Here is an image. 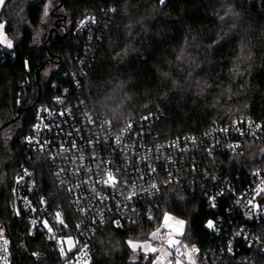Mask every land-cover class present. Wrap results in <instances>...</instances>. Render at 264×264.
<instances>
[{
  "label": "trees",
  "instance_id": "obj_1",
  "mask_svg": "<svg viewBox=\"0 0 264 264\" xmlns=\"http://www.w3.org/2000/svg\"><path fill=\"white\" fill-rule=\"evenodd\" d=\"M47 2L4 0L0 10L14 41L12 48L0 43V232L12 241L13 264H56L50 255L37 262L24 252L20 241L33 252V237L25 238L11 208L23 164L36 170L41 193L56 194L46 157L21 141L31 133L39 103L67 89L117 124L160 110L155 127L166 139L239 117L264 123V0H167L163 7L161 0H61L66 18L56 8L54 24L44 21ZM231 12L236 24L226 15ZM86 14L97 17L92 34L76 30ZM245 44L247 58L241 57ZM53 65L57 69L46 80ZM218 159L222 170L245 182L250 170L264 166V154L222 153ZM229 199L212 209L200 194L167 189L158 207L136 222L115 227L110 221L99 229L91 264H154V253H135L129 240L148 239L167 212L185 221L182 244L196 246L199 264H264V249L241 237L234 238L235 255L226 252L241 226L264 239V219L247 220L229 208ZM210 220L218 233L205 227Z\"/></svg>",
  "mask_w": 264,
  "mask_h": 264
},
{
  "label": "built area",
  "instance_id": "obj_2",
  "mask_svg": "<svg viewBox=\"0 0 264 264\" xmlns=\"http://www.w3.org/2000/svg\"><path fill=\"white\" fill-rule=\"evenodd\" d=\"M97 26L94 14L82 15L76 21L78 32L92 34ZM2 48L7 47L3 45ZM73 76L77 79L76 74ZM160 116V110H152L117 124L105 114L93 112L83 98H76L67 89L36 106L31 133L21 141L46 157L56 194L41 193L36 170L26 164L15 174L11 208L25 226V238L33 237V252L20 241L25 253L32 254L37 262L50 255L56 259V264H91V241L99 229L110 221L115 227L136 222L143 212L157 208V199L171 188L181 196L202 195L212 209H217L219 201L229 197V208H236L247 220L264 219V211L248 203L252 200L264 209V193L253 199L255 190L264 187V166L250 170L249 180L245 182L240 175H231L218 164V155L247 153L252 144L260 148L258 155L264 154V123L261 120L239 117L212 125L198 134L166 139L155 127ZM108 171L114 174L118 182L116 187L100 183L107 179ZM133 187L137 195L128 200L125 197ZM102 197L107 199L102 200ZM57 213L61 214L63 224L58 222ZM166 216L183 221L184 226L174 228L168 224ZM45 221L52 232L44 226ZM213 224L210 230L218 233L216 223ZM185 229L184 220L167 212L160 227L153 231L157 234L153 238H149L153 232L149 234L151 244L157 247L164 244L166 235L172 230L178 233L175 243L169 246L167 264H176L177 259L191 264L188 253L197 248L182 244ZM236 237L264 249L262 236L241 226L227 241L225 250L229 255H235ZM192 256L194 264H199L198 250ZM13 261L12 241L2 230L0 264H13Z\"/></svg>",
  "mask_w": 264,
  "mask_h": 264
},
{
  "label": "rangeland",
  "instance_id": "obj_3",
  "mask_svg": "<svg viewBox=\"0 0 264 264\" xmlns=\"http://www.w3.org/2000/svg\"><path fill=\"white\" fill-rule=\"evenodd\" d=\"M61 5H62L61 0H48L47 6H46V11H45V16H44L45 23L54 24V21L56 20L55 19L56 18L55 13L57 10H59V11H57V13L59 15H61L62 19L66 18V13L63 12ZM56 8H57V10L55 11ZM0 10H1V6H0ZM226 15L229 18V20L232 21L233 24H236L238 22V18L236 16V14L231 12V13H227ZM0 23H3L5 25V27L2 30H0V31H2V37H0V39H3L4 41H11L12 45H13L14 41L9 36V34L6 32V24L4 22H2L1 20H0ZM1 44L6 46V43H1ZM242 56H243V58H247L250 56L248 44H245V46H243V53H242L241 57ZM56 69H57V65H53V66L49 67L44 72L46 80H48L51 77L52 73ZM250 148H252V149L246 153L247 156H249L250 158L251 157L253 158V156L258 155L260 148L258 149V146L256 144H252V147H250ZM179 221H181V220H175L174 221V220H171V218H169V224L172 226H175V227H181L178 223ZM183 226H184V223H183ZM153 234L156 235L157 232H153L149 238H153L154 237ZM177 237H178V233H176L175 230H172L171 233H168L166 235V237L164 239V244H161L157 247H153L150 239H144V240H133V239H131L129 241L138 245V247H136L135 249H133L131 247L133 249V251H135V253L140 252L143 255L154 253V257H153V263L154 264H167L168 257L170 254L169 246H171L168 243V241L173 240L175 242ZM143 245H150L152 248H155L156 251L155 252H153V251H147L146 252ZM192 261H193V256H192ZM181 264H183V263H181Z\"/></svg>",
  "mask_w": 264,
  "mask_h": 264
},
{
  "label": "snow or ice",
  "instance_id": "obj_4",
  "mask_svg": "<svg viewBox=\"0 0 264 264\" xmlns=\"http://www.w3.org/2000/svg\"><path fill=\"white\" fill-rule=\"evenodd\" d=\"M161 3L163 4V3H164V0H161ZM0 6H4V0H0ZM4 27H5V25H4L3 23H0V30H2ZM0 37H2V31H0ZM0 43H6V47H7V48H12V46H13L11 41H4L3 39H0ZM222 131H227V129H222ZM29 142L31 143V138H29ZM117 142H119V139L117 140ZM73 147H76V146L73 145ZM65 151H66V150H65ZM82 159H83V157H81V160H82ZM61 171H63V170H61ZM153 171H155V169H153ZM25 174L27 175L28 173L26 172ZM57 175H59V173H57ZM21 179H22V178H21ZM62 183H63V181H62ZM85 183H87V182H85ZM100 183H102V184H104V185H107V186H110V187H116V185H117L118 182H117V180H116L114 174H113L111 171H108V172H107V179L101 181ZM262 183H264V182H262ZM76 187H79V185H77ZM152 187H153V188H156V185L153 184ZM69 191H71V189H69ZM93 191L96 192V189L93 188ZM261 193H264V187H258V188L255 190V194H254L253 199H255V196H260ZM97 195H99V193H97ZM136 195H137V193L135 192V189H134V187H133L132 191H131V192H130L125 198L128 199V200H131V199H132L134 196H136ZM219 195H222V193H220ZM101 199H102V200H103V199H107V197H102ZM214 199H215V198H213V200H214ZM42 203H44V201H42ZM76 203L79 204V201H76ZM248 203H249L250 205H252L253 208H256V209H258V210H262V211H264V209H262V208L260 207V205H258V204H253L252 200L248 201ZM212 206L215 207V204L213 203ZM79 210H80L81 212L84 211V209H83L82 207H80ZM56 218H57V220H58V222H59L60 224H63V223H64V220L61 218V214H60V213H57V214H56ZM102 219H103V218L101 217V220H102ZM165 219L167 220V219H169V218L166 216ZM33 223H35V222H33ZM117 223H119V222H117ZM178 223H179V225L182 227L184 222H183V221H179ZM44 226H45L46 228H48V231H49V232H52V228L48 226L47 221L44 222ZM77 227H79V225H77ZM207 228H209V229H213V228H214V224H213V222H212L211 220L208 221V223H207ZM153 235L155 236V234H153ZM68 242L71 243V240H69ZM168 243L171 245V244H174L175 242H174L173 240H169ZM6 244H7V241H5V245H6ZM129 244H130V246H131L133 249H135L136 247H138V245L132 243L131 241H129ZM143 247H144V249H145L146 252H147V251H153V252L156 251V249H155V248H152L150 245H143ZM5 251H6V249H5ZM196 251H197V249L192 248L191 251L188 253V259H189V261H191V264H194V261H192V253H195ZM63 252H64V249L61 248V253L63 254ZM34 255H35V254H34ZM176 264H181V261H180L179 259H177V260H176Z\"/></svg>",
  "mask_w": 264,
  "mask_h": 264
},
{
  "label": "water",
  "instance_id": "obj_5",
  "mask_svg": "<svg viewBox=\"0 0 264 264\" xmlns=\"http://www.w3.org/2000/svg\"><path fill=\"white\" fill-rule=\"evenodd\" d=\"M166 1H167V0H164V3H163V4L161 3V6H162V7L166 4ZM145 257L148 258V257H149V254H146Z\"/></svg>",
  "mask_w": 264,
  "mask_h": 264
},
{
  "label": "crops",
  "instance_id": "obj_6",
  "mask_svg": "<svg viewBox=\"0 0 264 264\" xmlns=\"http://www.w3.org/2000/svg\"><path fill=\"white\" fill-rule=\"evenodd\" d=\"M171 218V220H174L175 221V219L173 218V217H170ZM167 222H168V224H169V219L167 220ZM172 226V225H171ZM174 228H175V226H173ZM178 228V227H177Z\"/></svg>",
  "mask_w": 264,
  "mask_h": 264
}]
</instances>
